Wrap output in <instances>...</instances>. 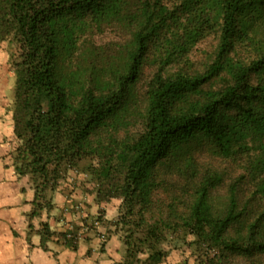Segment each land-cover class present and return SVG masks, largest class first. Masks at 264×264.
<instances>
[{
  "label": "trees",
  "instance_id": "16d2710c",
  "mask_svg": "<svg viewBox=\"0 0 264 264\" xmlns=\"http://www.w3.org/2000/svg\"><path fill=\"white\" fill-rule=\"evenodd\" d=\"M111 27L127 35L114 55L83 48ZM212 35L213 60L202 71H165ZM0 41L14 48L11 153L34 192L29 220L52 209L63 174L88 160L96 201L120 199L129 215L143 218L168 176L192 190L186 208H168L144 234L140 228L141 237L124 230L122 264H160L168 255L158 249L164 232L178 230L217 264L264 255V0H0ZM152 46L157 70L146 85L141 131L120 137ZM203 143L223 159L246 156L244 175L221 199L223 176L196 172ZM243 180L254 188L256 209L239 198ZM86 225L51 232L43 224L40 247L57 238L75 250Z\"/></svg>",
  "mask_w": 264,
  "mask_h": 264
},
{
  "label": "rangeland",
  "instance_id": "374dc122",
  "mask_svg": "<svg viewBox=\"0 0 264 264\" xmlns=\"http://www.w3.org/2000/svg\"><path fill=\"white\" fill-rule=\"evenodd\" d=\"M131 4L135 5L138 2L143 0H129ZM127 35L124 31L120 30L117 27H111L105 29L102 33H94L91 36H88L86 43L90 48H95L100 50L104 56H112L120 49V46L126 41ZM217 38L215 36H210L205 40L199 42L191 51L186 55L185 61H179L171 66H169L165 71L171 72L174 68H182L188 71H202L203 68L209 65L213 60V53L216 49ZM14 52V48L8 44L6 41H0V102L7 106L6 111L11 110L12 95H13V85H14V73L11 69L9 63V57ZM245 50H242L239 55L245 53ZM156 48L154 46L149 48L148 54L143 62V65L140 70L139 80L135 86V92L137 94V104L135 109H131V114L128 115V121L130 122L129 126L125 129H122L119 132V136L122 137L126 134L133 135L141 131L142 117L141 112L145 104L144 93L146 85L148 84L150 78L157 70L156 64ZM252 56V55H251ZM188 67V68H187ZM11 112V111H10ZM11 150L15 146V141L11 142ZM246 156L236 155L231 159H223L214 154L212 149L207 144H202L196 152L194 153V161L196 164L197 173L204 172L205 170L219 172L223 176V184L215 191V195L221 199L225 194L227 185L238 179L240 176H243L246 170L247 160ZM90 165V161H82L77 168L74 170L69 169L63 174V178L60 181L67 180L68 178H73L78 184V187L82 188V191L88 194L95 196V181L93 175L91 176L87 166ZM94 162H92V166ZM185 181L181 178L176 177L175 175L168 176L165 179V185L163 189H159L154 192L151 207L149 211L143 214V218L136 214L129 215L126 213L125 208L120 206V199H110L107 202H119L117 208L111 210V216L109 220H106L107 223L113 228V231H118L121 237H124L126 232L125 229L128 227H133L135 230L134 235L136 237H141L142 233L140 228L143 227V234L145 232V227L155 222L157 218L165 216L164 214L168 208L177 209L182 211L186 208L191 202L192 190L191 187L185 185ZM59 183V184H60ZM240 190L238 191L240 200H244L252 206L253 209H256L258 204L255 201L253 195L254 188L248 180H243L239 185ZM253 195V196H252ZM110 207V205H109ZM111 208V207H110ZM102 211V210H100ZM97 217H102L101 212ZM92 219V225L94 222ZM99 230L108 234L109 230L103 229L102 225H99ZM123 239V238H122ZM193 237L190 234L183 232L182 230L178 231H169L164 232V240L158 245V249L170 253L175 251L179 256V253L182 254L183 259L180 261V264H217L216 261L208 260L211 257V253H208V257L205 255L203 249H196L192 244ZM142 252H139L137 257L140 260H143L146 256V249L142 246ZM185 255V256H184ZM166 259V258H165ZM165 259L163 261H165ZM220 264H264V255H258L252 258L251 260H245L238 257H228L226 260H223Z\"/></svg>",
  "mask_w": 264,
  "mask_h": 264
},
{
  "label": "crops",
  "instance_id": "0c3cea01",
  "mask_svg": "<svg viewBox=\"0 0 264 264\" xmlns=\"http://www.w3.org/2000/svg\"><path fill=\"white\" fill-rule=\"evenodd\" d=\"M6 108L0 102V264H122L125 253L122 237L106 221L119 202L96 201L73 178L62 181L50 194V211L43 209L29 220L34 192L29 177L14 170L11 110ZM99 211L102 212L99 224L109 230L104 243L98 239L101 230L95 231L91 226ZM83 222L88 226L87 232L77 239L75 250L62 245L57 238L48 239L40 247L41 225L47 224L51 232H63L68 228L74 231ZM176 255L171 251L160 264H180L182 254Z\"/></svg>",
  "mask_w": 264,
  "mask_h": 264
},
{
  "label": "built area",
  "instance_id": "2783aa9c",
  "mask_svg": "<svg viewBox=\"0 0 264 264\" xmlns=\"http://www.w3.org/2000/svg\"><path fill=\"white\" fill-rule=\"evenodd\" d=\"M94 226H95V228L96 229H98L99 228V223L98 222H95L94 223ZM98 239H99V241L101 242V243H104L105 242V240H106V234L104 233V232H99V234H98Z\"/></svg>",
  "mask_w": 264,
  "mask_h": 264
},
{
  "label": "clouds",
  "instance_id": "9594fccd",
  "mask_svg": "<svg viewBox=\"0 0 264 264\" xmlns=\"http://www.w3.org/2000/svg\"><path fill=\"white\" fill-rule=\"evenodd\" d=\"M94 225V224H93ZM99 229H95V231H98ZM106 238H107V234H106Z\"/></svg>",
  "mask_w": 264,
  "mask_h": 264
}]
</instances>
